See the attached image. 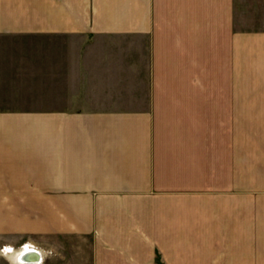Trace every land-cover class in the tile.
<instances>
[{"label":"crops","instance_id":"crops-1","mask_svg":"<svg viewBox=\"0 0 264 264\" xmlns=\"http://www.w3.org/2000/svg\"><path fill=\"white\" fill-rule=\"evenodd\" d=\"M237 5L0 0V246L264 264V71H234Z\"/></svg>","mask_w":264,"mask_h":264},{"label":"rangeland","instance_id":"rangeland-1","mask_svg":"<svg viewBox=\"0 0 264 264\" xmlns=\"http://www.w3.org/2000/svg\"><path fill=\"white\" fill-rule=\"evenodd\" d=\"M240 1L241 5L234 7V22L233 27V54L237 57L242 56L243 60L237 59L235 61V69L237 73H242L243 84H251L262 81L263 76L260 75L264 68L258 65L257 53L264 52V0H236ZM240 9V10H239ZM240 25L242 26L240 28ZM247 31L251 35L240 36L239 33H245ZM234 32L237 34L234 36ZM259 33V34H258ZM246 37V38H245ZM244 38V39H243ZM248 48H247V47ZM239 82L237 80L236 82ZM250 94V93H249ZM12 245L13 251H6L8 245L0 246V261L7 260L8 264H34L42 263L44 261V256L42 255L39 261L27 262L18 260L20 256L25 252L22 248V244ZM27 243V242H26ZM29 246V243H27ZM34 248L33 246H31ZM21 249L20 251H18ZM20 252V253H19ZM41 252V251H40ZM1 264V263H0Z\"/></svg>","mask_w":264,"mask_h":264},{"label":"bare ground","instance_id":"bare-ground-1","mask_svg":"<svg viewBox=\"0 0 264 264\" xmlns=\"http://www.w3.org/2000/svg\"><path fill=\"white\" fill-rule=\"evenodd\" d=\"M6 251L8 252H12L14 249L13 247H6L5 249ZM21 249H19L18 251H20ZM35 251H37L39 254H35L37 252H35L34 254L32 253L33 252V249L32 250H25V252L22 254V256L19 257L18 260H24V261H27V262H31V261H37L39 260V258H41L42 254L41 252L37 249H35ZM20 253V252H19Z\"/></svg>","mask_w":264,"mask_h":264},{"label":"built area","instance_id":"built-area-1","mask_svg":"<svg viewBox=\"0 0 264 264\" xmlns=\"http://www.w3.org/2000/svg\"><path fill=\"white\" fill-rule=\"evenodd\" d=\"M21 246H22V248H24V249H23L24 251H25V250H32V249H33V252H32L33 254H34L35 252H37V251H35L36 248H32L31 246H28L27 243H24V244H22ZM36 250H37V249H36ZM35 254H39V253L37 252V253H35Z\"/></svg>","mask_w":264,"mask_h":264}]
</instances>
